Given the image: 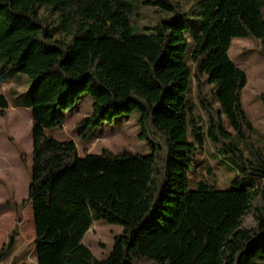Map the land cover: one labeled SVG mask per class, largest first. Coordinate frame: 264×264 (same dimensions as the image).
I'll return each instance as SVG.
<instances>
[{"label":"trees","instance_id":"trees-1","mask_svg":"<svg viewBox=\"0 0 264 264\" xmlns=\"http://www.w3.org/2000/svg\"><path fill=\"white\" fill-rule=\"evenodd\" d=\"M158 5L179 13L176 0ZM135 10L128 0H0V73L15 67L31 81L30 101L16 104L31 110V174L27 198L12 209L19 219V207L31 204L35 263L264 264V178L251 189L237 179L223 190L204 181L187 188L191 155L206 139L244 161L222 125L225 116L243 139L253 130L241 98L246 73L228 52L232 41L253 36L264 58V0H191L202 19L188 56L191 24L160 18L154 33L134 32ZM53 11L56 30L74 34L69 40L51 39ZM192 85L200 114L187 104ZM202 85H211L208 94ZM83 92L92 110L79 134L136 110L163 149L79 157L73 141L47 135ZM260 100L264 106V89ZM8 105L0 93V114ZM97 220L122 227L102 260L82 242Z\"/></svg>","mask_w":264,"mask_h":264},{"label":"rangeland","instance_id":"rangeland-1","mask_svg":"<svg viewBox=\"0 0 264 264\" xmlns=\"http://www.w3.org/2000/svg\"><path fill=\"white\" fill-rule=\"evenodd\" d=\"M136 6L131 27L134 32L154 33L153 25L160 18L182 20L192 27L186 32L188 50L191 46L193 30L198 27L202 17L189 10L191 0H176L180 3L176 11L161 10L158 0H128ZM47 14V13H45ZM52 38L69 40L74 34L56 30L55 12L48 15ZM138 24V28L135 26ZM76 34V33H75ZM230 59L246 73L247 81L242 89V105L253 125L248 138H238L225 116L222 125L231 132L229 142L241 150L244 161L225 154L222 143L206 139L202 150L196 149L190 158L187 172L188 190L196 189L198 181L212 185L216 189H228L238 180L242 188L251 189L264 178V106L260 94L264 89V58L260 54L259 39L248 36L234 40L229 49ZM190 65V60L186 57ZM2 62L0 61V70ZM201 75V78H204ZM194 84V83H193ZM30 79L15 67L0 73V93L8 101V108L0 114V249L8 245L12 235V248L0 259V264H36L33 252L34 228L33 213L29 202L19 207L17 218L13 203H21L27 198L28 184L32 164L31 110L23 109L16 104L30 101ZM188 93L189 104H193L195 113H201L197 102L196 91ZM211 85H202L208 94ZM92 110V99L86 92L79 94L71 107L60 112L62 124L46 130V134L59 141H73L77 155L82 157L86 152L98 154L103 150L114 154L133 153L150 155L153 147L163 149L160 138L153 133L148 123L140 122V114L134 110L127 114L116 115L105 120L98 127L79 134V122L89 116ZM188 141L192 143L190 136ZM252 168V169H250ZM243 169V170H242ZM256 169V170H253ZM254 225L251 215L244 218L243 226ZM122 233L119 224L107 223L103 220L94 221L91 228L83 236L82 242L98 259H105L113 246L115 236Z\"/></svg>","mask_w":264,"mask_h":264},{"label":"crops","instance_id":"crops-1","mask_svg":"<svg viewBox=\"0 0 264 264\" xmlns=\"http://www.w3.org/2000/svg\"><path fill=\"white\" fill-rule=\"evenodd\" d=\"M19 108H23V109H29L28 107H21V106H17Z\"/></svg>","mask_w":264,"mask_h":264}]
</instances>
